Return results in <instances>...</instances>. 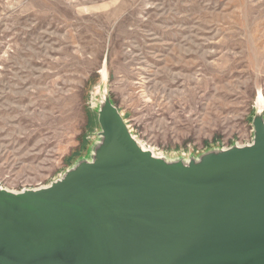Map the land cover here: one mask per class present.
Masks as SVG:
<instances>
[{
	"label": "rangeland",
	"instance_id": "rangeland-1",
	"mask_svg": "<svg viewBox=\"0 0 264 264\" xmlns=\"http://www.w3.org/2000/svg\"><path fill=\"white\" fill-rule=\"evenodd\" d=\"M106 97L170 159L249 139L264 0H0V188L89 160Z\"/></svg>",
	"mask_w": 264,
	"mask_h": 264
},
{
	"label": "water",
	"instance_id": "water-1",
	"mask_svg": "<svg viewBox=\"0 0 264 264\" xmlns=\"http://www.w3.org/2000/svg\"><path fill=\"white\" fill-rule=\"evenodd\" d=\"M97 146L47 186L0 188V264H264V117L251 143L168 158L104 98Z\"/></svg>",
	"mask_w": 264,
	"mask_h": 264
},
{
	"label": "built area",
	"instance_id": "built-area-1",
	"mask_svg": "<svg viewBox=\"0 0 264 264\" xmlns=\"http://www.w3.org/2000/svg\"><path fill=\"white\" fill-rule=\"evenodd\" d=\"M251 140H252V137L250 135L249 139H247L245 141H232L230 144H221L218 147L223 148V149H226V148H229L232 144H235L237 146H243V145H246V144H250L251 143Z\"/></svg>",
	"mask_w": 264,
	"mask_h": 264
},
{
	"label": "bare ground",
	"instance_id": "bare-ground-1",
	"mask_svg": "<svg viewBox=\"0 0 264 264\" xmlns=\"http://www.w3.org/2000/svg\"><path fill=\"white\" fill-rule=\"evenodd\" d=\"M259 100H260L259 102L262 103V98H261V97H259ZM145 149H146V148H145ZM155 153H156V152H155Z\"/></svg>",
	"mask_w": 264,
	"mask_h": 264
}]
</instances>
